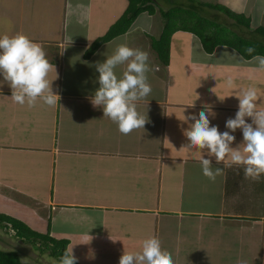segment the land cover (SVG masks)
Masks as SVG:
<instances>
[{"label":"crops","instance_id":"0c3cea01","mask_svg":"<svg viewBox=\"0 0 264 264\" xmlns=\"http://www.w3.org/2000/svg\"><path fill=\"white\" fill-rule=\"evenodd\" d=\"M153 1V13L141 12L125 33L85 57L127 0H0V36L24 34L39 43L53 64L48 78L60 96L54 107L41 100L34 107L20 105L0 75V214L66 240L78 264H119L124 251H140L151 236L174 264H264V175L245 178L242 167L213 158V169L222 171L209 180L202 172L203 153L188 147L185 135L192 123L185 118H198L201 111L220 132L228 131L225 122L238 111L237 96L249 88L256 90L257 109L264 110V68L256 59L264 56L247 59L225 44L208 52L186 30L171 35L167 64L151 45L163 28L161 10L173 6L193 8L264 43L254 32L264 24V0ZM206 3L244 14L249 27ZM122 44L148 53L152 88L137 104L149 122L128 135L90 100L99 87L96 63ZM125 68L118 67L117 75ZM232 134L236 147L243 134ZM10 234L0 226V249L31 264L35 253L13 248ZM13 237L21 248L37 244L15 231Z\"/></svg>","mask_w":264,"mask_h":264},{"label":"clouds","instance_id":"9594fccd","mask_svg":"<svg viewBox=\"0 0 264 264\" xmlns=\"http://www.w3.org/2000/svg\"><path fill=\"white\" fill-rule=\"evenodd\" d=\"M256 59L264 68V57ZM148 61L147 52L122 44L104 62L95 65L99 87L90 98L91 103L102 108L104 117L116 123L124 135L144 129L149 122L148 117L137 110L138 102L152 92L147 76ZM121 65L126 68L118 76L116 69ZM52 70L53 64L39 43L24 34L0 36V75L9 83L14 102L34 107L37 100H41L50 107L56 106L60 96L53 90V80L48 78ZM228 84L231 87L232 81ZM237 97L238 111L225 122L228 131L220 132L217 125H211L205 111H201L198 118L196 115L185 118L192 121L185 133L190 142L188 147L203 153L200 161L203 175L213 182L222 171L213 169V158L217 163L226 161L229 167H242L245 178L259 180L264 175V110L257 109V93L253 88L243 90ZM237 129L242 131L243 142L233 147L236 137L232 133ZM76 260L72 249L66 250L59 264H76ZM119 264H174V261L172 255L162 249L160 239L151 236L143 240L140 251H124Z\"/></svg>","mask_w":264,"mask_h":264},{"label":"trees","instance_id":"16d2710c","mask_svg":"<svg viewBox=\"0 0 264 264\" xmlns=\"http://www.w3.org/2000/svg\"><path fill=\"white\" fill-rule=\"evenodd\" d=\"M223 12L236 23L249 27L250 20L242 13H235L220 4H205ZM153 0H127L124 12L112 23L108 30L97 37L85 51V57L90 56L102 43L113 37L125 33L141 12H154ZM163 17V28L158 38L151 39V45L156 51L158 58L167 64L169 60V48L171 35L176 30H186L196 34L202 41L206 51L211 52L218 44H225L236 49L244 58H251L256 55L264 56V43L241 36L221 24L208 18L200 16L195 9L173 6L167 10H161ZM254 32L264 37V24L256 27ZM253 51L249 52L248 50ZM15 231L16 236L34 243L40 240L50 254L61 259L66 251V240H55L47 235L31 230L23 222L10 216L0 214V226H8ZM0 264H29L20 260L15 251H4L0 249ZM78 264V263H76Z\"/></svg>","mask_w":264,"mask_h":264},{"label":"rangeland","instance_id":"374dc122","mask_svg":"<svg viewBox=\"0 0 264 264\" xmlns=\"http://www.w3.org/2000/svg\"><path fill=\"white\" fill-rule=\"evenodd\" d=\"M201 16V15H200ZM203 17V16H202ZM159 20H160V18H159ZM10 235H12V236H10L13 240H12V243L13 244H11V242H10V245L13 247V248H15L16 250H18L21 254H22V252L23 251H25V250H30V251H33L34 253H35V255L33 256V257H31V259H32V261H30V263L32 264H58V262H57V260L55 259V258H53L54 256H52V257H50L49 255V249L48 248H46V249H40L39 247H41V248H43L42 247V244H41V241L40 240H36V243L37 244H35V246H33L32 247V245H24L23 247L24 248H21V244H20V241H19V239H17V238H15V237H13V233L11 232V234ZM9 239L10 238H8V241H9ZM22 249H20V248ZM49 254V255H48ZM22 256V255H21ZM32 256V255H31ZM34 259H37L38 261H37V263H34L33 262V260ZM36 262V261H35Z\"/></svg>","mask_w":264,"mask_h":264},{"label":"built area","instance_id":"2783aa9c","mask_svg":"<svg viewBox=\"0 0 264 264\" xmlns=\"http://www.w3.org/2000/svg\"><path fill=\"white\" fill-rule=\"evenodd\" d=\"M10 232L14 233V230L10 227V225H8Z\"/></svg>","mask_w":264,"mask_h":264}]
</instances>
